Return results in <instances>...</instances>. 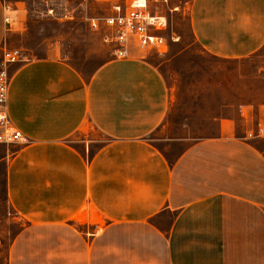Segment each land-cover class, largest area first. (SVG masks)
<instances>
[{"label": "crops", "instance_id": "0c3cea01", "mask_svg": "<svg viewBox=\"0 0 264 264\" xmlns=\"http://www.w3.org/2000/svg\"><path fill=\"white\" fill-rule=\"evenodd\" d=\"M189 25L211 55L245 58L264 46V0H192ZM14 32L0 0V60ZM154 53L133 45L90 75L58 53L9 65L29 141L0 157L25 220L7 264H264V135L221 119L170 156L150 137L174 107Z\"/></svg>", "mask_w": 264, "mask_h": 264}, {"label": "rangeland", "instance_id": "374dc122", "mask_svg": "<svg viewBox=\"0 0 264 264\" xmlns=\"http://www.w3.org/2000/svg\"><path fill=\"white\" fill-rule=\"evenodd\" d=\"M19 6L9 43L22 47L29 57L55 55L66 58L90 75L110 54L100 31L92 30L88 16L109 14L112 1L6 0ZM192 0H168L156 4L167 19V49L154 53L164 61V76L173 88L174 107L165 126L151 134L154 143L168 146V154L195 139L214 133L223 119L236 121L238 130L256 131L264 125V46L240 59L219 58L206 52L195 40L189 25ZM49 9L53 11L50 13ZM174 34L176 40L171 39ZM10 45V44H9ZM94 136L90 131L84 138ZM162 137L182 138L179 142ZM170 143V144H169ZM98 144V143H97ZM13 145V144H9ZM9 145L0 143V157ZM170 145V146H169ZM12 149V146H9ZM11 151V150H10ZM25 220L10 206L0 163V264H7L9 246Z\"/></svg>", "mask_w": 264, "mask_h": 264}, {"label": "built area", "instance_id": "2783aa9c", "mask_svg": "<svg viewBox=\"0 0 264 264\" xmlns=\"http://www.w3.org/2000/svg\"><path fill=\"white\" fill-rule=\"evenodd\" d=\"M67 3L78 0H65ZM114 1V0H82ZM168 0H117L112 4L111 13L88 16L87 21L92 30L100 31L103 40L108 43L110 53L114 58H127L131 46L163 53L167 49V19L159 14L156 4L167 3ZM155 5V8H154ZM19 6L3 0L4 21L9 29H14V22ZM53 10L49 9L51 13ZM174 41V34H171ZM29 59L26 50L21 47L2 49L0 60V143L17 144L28 142L24 133L17 128L9 115L8 94L10 76L8 67L12 63L24 62ZM264 135V125L259 123L257 130L248 133L249 138Z\"/></svg>", "mask_w": 264, "mask_h": 264}]
</instances>
